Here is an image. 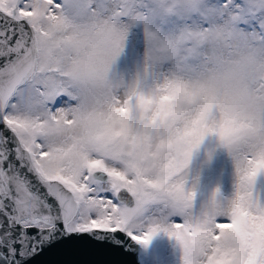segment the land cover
<instances>
[{
	"label": "snow or ice",
	"instance_id": "6c2138e0",
	"mask_svg": "<svg viewBox=\"0 0 264 264\" xmlns=\"http://www.w3.org/2000/svg\"><path fill=\"white\" fill-rule=\"evenodd\" d=\"M0 59V264L159 231L182 264H264V0H0ZM209 134L234 192L197 204Z\"/></svg>",
	"mask_w": 264,
	"mask_h": 264
},
{
	"label": "rangeland",
	"instance_id": "374dc122",
	"mask_svg": "<svg viewBox=\"0 0 264 264\" xmlns=\"http://www.w3.org/2000/svg\"><path fill=\"white\" fill-rule=\"evenodd\" d=\"M176 22L175 17L170 18L168 24L164 26V31L168 32ZM135 33L141 41L139 51L142 54L144 50L142 28L135 29ZM127 63L122 59L119 69L124 70ZM185 171L186 186H195L197 204L206 201L217 187L224 196H231L234 192L235 165L227 149L220 146L215 134L206 136L200 147L194 150L191 162ZM257 187L261 195H264V175L258 177ZM138 243L142 246L141 264H182L181 246L174 237L164 231L157 232L147 243Z\"/></svg>",
	"mask_w": 264,
	"mask_h": 264
},
{
	"label": "water",
	"instance_id": "95a60500",
	"mask_svg": "<svg viewBox=\"0 0 264 264\" xmlns=\"http://www.w3.org/2000/svg\"><path fill=\"white\" fill-rule=\"evenodd\" d=\"M3 60L0 59V65ZM3 126L0 125V131H3ZM10 135V133H7ZM29 179L32 180L39 192L47 194V189L39 185L35 177L29 174ZM49 203L57 204L54 197L48 196ZM122 241L121 246H117L114 250H107L104 252H84L77 255H69L60 251L46 252L43 256L37 257L35 264H60V262L68 260L77 261H100L103 264H140L139 253L141 252V245L137 241H131L126 238L124 234L118 237Z\"/></svg>",
	"mask_w": 264,
	"mask_h": 264
},
{
	"label": "clouds",
	"instance_id": "9594fccd",
	"mask_svg": "<svg viewBox=\"0 0 264 264\" xmlns=\"http://www.w3.org/2000/svg\"><path fill=\"white\" fill-rule=\"evenodd\" d=\"M231 43H232L233 46H238V45L241 44V40L239 38H237L236 36H233L231 38ZM225 112H226V114H231L233 118H240V116H241V113L235 108H227V109H225ZM249 122L252 125V127H257L253 123V118L252 117H249ZM218 140H219V137H218ZM75 147H76L75 143L71 144L70 145V150L75 149ZM126 171H130V169H126Z\"/></svg>",
	"mask_w": 264,
	"mask_h": 264
}]
</instances>
